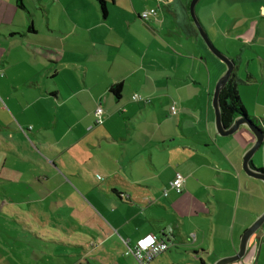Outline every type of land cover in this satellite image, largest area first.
<instances>
[{"label": "crops", "instance_id": "crops-1", "mask_svg": "<svg viewBox=\"0 0 264 264\" xmlns=\"http://www.w3.org/2000/svg\"><path fill=\"white\" fill-rule=\"evenodd\" d=\"M104 1L106 17L95 0H0V194L21 197L2 205L78 192L91 217L74 236L98 264H139L125 253L147 236L169 246L152 264L233 256L264 212V184L242 170L255 141L247 128L215 132L224 70L193 35L189 0ZM146 10L156 15L141 19ZM243 18L228 56L249 116L239 87L264 88V0H244ZM181 23L186 39L173 28ZM257 100L247 117L261 128ZM251 165L264 172L255 155ZM176 174L180 194L170 188ZM253 262L264 264V225L234 264Z\"/></svg>", "mask_w": 264, "mask_h": 264}, {"label": "rangeland", "instance_id": "rangeland-1", "mask_svg": "<svg viewBox=\"0 0 264 264\" xmlns=\"http://www.w3.org/2000/svg\"><path fill=\"white\" fill-rule=\"evenodd\" d=\"M195 12L211 42L219 51L229 57L228 54H233L234 49L239 50L238 41L239 37L243 36L245 26L244 0H200ZM207 14H215L214 26L208 25ZM173 28L179 36L187 38L182 23ZM199 44L203 45L204 50L215 60L214 63L217 64L215 66H220V69L224 70H221L223 72L220 78L225 72V65L211 54L200 39ZM218 73H220L219 70L213 72L214 76ZM244 88V86L239 87V90L243 100L247 103L249 112L247 116L254 119V114L250 109L255 102L259 103L258 98L264 104V88L259 95L256 94L260 89L259 86H254L252 90ZM244 93L248 94V99H244ZM261 126L263 130L264 127L262 124ZM247 130L250 132L248 128ZM252 136L254 138L253 134ZM255 158L258 162L259 160L264 162V143L255 154ZM76 193L79 195L78 192ZM77 195L71 192L60 193L48 196L44 203L23 205L21 208L19 205H2L5 197L16 201L21 198L19 195L0 194V264H98L100 259L94 258L88 252L90 246L79 244V237L74 236L75 231L78 233L86 231V228L80 224L91 217L89 209L77 201ZM68 201L72 203L75 201L76 204L72 205ZM88 206L91 208L90 205ZM91 210L97 213L93 207ZM207 261L214 264L218 260L214 263H212L213 259ZM184 264L200 263L198 260L191 259L185 261Z\"/></svg>", "mask_w": 264, "mask_h": 264}, {"label": "water", "instance_id": "water-1", "mask_svg": "<svg viewBox=\"0 0 264 264\" xmlns=\"http://www.w3.org/2000/svg\"><path fill=\"white\" fill-rule=\"evenodd\" d=\"M198 2L199 0H191L189 5V16L192 20L193 26L195 27L199 37L201 38L207 49L211 52V54L225 65V72L223 76L218 80L212 96V108L214 110L215 132L219 137L226 138L234 135L240 129V127H246L250 130V132L254 135L255 141L253 145L242 156V170L248 177L256 179L264 184V172L255 170L251 165V160L253 156L259 150L261 145L264 143L263 130H261V128L258 127L257 125L253 124L249 118L247 117L244 118L241 116L235 118L229 128H226L223 124L220 103H219V96L223 88L229 82L233 70L235 68V64L229 57H227L224 53L219 51L211 42L208 34L201 25L195 12V8ZM263 225H264V212L242 234L236 253L233 256L219 259L214 264H234L241 261L247 253L250 239L257 233V231Z\"/></svg>", "mask_w": 264, "mask_h": 264}, {"label": "built area", "instance_id": "built-area-1", "mask_svg": "<svg viewBox=\"0 0 264 264\" xmlns=\"http://www.w3.org/2000/svg\"><path fill=\"white\" fill-rule=\"evenodd\" d=\"M155 15V10H146L141 14V19L146 20L148 17ZM171 114H176L175 107L171 108ZM102 115V108H97L95 112V124L102 123ZM184 182L185 179L180 174H176L174 180L170 183V188L176 194H180L183 191ZM168 248V243L165 240H155L154 238L147 236L134 247L128 248L125 255L133 256L139 264H152L153 260L165 253Z\"/></svg>", "mask_w": 264, "mask_h": 264}, {"label": "trees", "instance_id": "trees-1", "mask_svg": "<svg viewBox=\"0 0 264 264\" xmlns=\"http://www.w3.org/2000/svg\"><path fill=\"white\" fill-rule=\"evenodd\" d=\"M95 1L98 3L103 17H106L107 12H106V8H105V1L104 0H95ZM190 2H191V0H189L187 5H186L185 13H186V16L188 19V23L192 29L193 35L201 40V38L199 37L195 27L193 26V23H192L190 16H189ZM233 78H234V74H232L229 82L223 88V90L221 91L220 96H219L222 121H223V124L226 128H229L231 126V124L233 123L235 118H237L239 116L244 117V118L247 117L245 110L242 106V103L240 101L239 95H238L237 85L235 83H233ZM119 89L120 88L117 87L113 90V93L117 97H119V95H120ZM251 121L253 124L258 126V121H256V120H251ZM263 127H264V124H263ZM263 132H264V128H263Z\"/></svg>", "mask_w": 264, "mask_h": 264}]
</instances>
